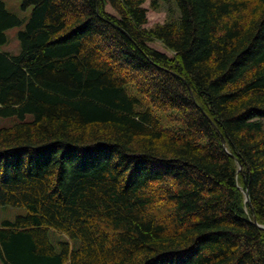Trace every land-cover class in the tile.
<instances>
[{"label":"trees","instance_id":"obj_1","mask_svg":"<svg viewBox=\"0 0 264 264\" xmlns=\"http://www.w3.org/2000/svg\"><path fill=\"white\" fill-rule=\"evenodd\" d=\"M146 2L177 18L146 28ZM27 7L0 49V207L27 210L0 264H264V0ZM23 23L0 0V47Z\"/></svg>","mask_w":264,"mask_h":264},{"label":"rangeland","instance_id":"obj_2","mask_svg":"<svg viewBox=\"0 0 264 264\" xmlns=\"http://www.w3.org/2000/svg\"><path fill=\"white\" fill-rule=\"evenodd\" d=\"M5 3L6 9L11 13L16 14L18 17L24 20V23L20 27H15L6 31L7 43L0 47L1 51L8 52L11 55H18L21 51V46L17 38V33L22 30L25 26V23L29 19L32 7L22 8L23 0H2ZM144 7L147 8V19L148 23L146 28H152L157 24H162L166 20L176 19L177 12L174 6L171 3H166L160 5L157 9H151L149 7V2L144 4ZM107 11L112 12V10L107 6ZM151 46L158 51L164 52L162 46L159 43H152ZM31 119V116L28 115V119ZM15 119L13 118H1L0 117V127H5L13 124ZM27 214V210L24 208H13V207H0V225L5 220H14L16 216H23ZM49 237L54 246L58 248L59 242L66 241V237L62 234H59L53 230H50ZM73 248L79 247V241L73 240L69 241Z\"/></svg>","mask_w":264,"mask_h":264},{"label":"water","instance_id":"obj_3","mask_svg":"<svg viewBox=\"0 0 264 264\" xmlns=\"http://www.w3.org/2000/svg\"><path fill=\"white\" fill-rule=\"evenodd\" d=\"M246 198H247V200H248V194H246Z\"/></svg>","mask_w":264,"mask_h":264}]
</instances>
